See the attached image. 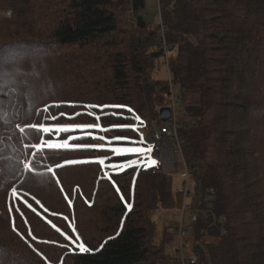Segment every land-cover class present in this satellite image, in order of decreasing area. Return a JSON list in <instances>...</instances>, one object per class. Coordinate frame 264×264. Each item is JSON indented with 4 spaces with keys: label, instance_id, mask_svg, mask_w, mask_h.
I'll return each instance as SVG.
<instances>
[{
    "label": "trees",
    "instance_id": "obj_1",
    "mask_svg": "<svg viewBox=\"0 0 264 264\" xmlns=\"http://www.w3.org/2000/svg\"><path fill=\"white\" fill-rule=\"evenodd\" d=\"M144 8L0 0V264H181L165 254L176 232L156 243L152 218L183 202L170 175L112 167L134 156L112 149L140 145L168 83L184 92L187 264H264V0H157L163 41ZM161 57L168 80L151 81ZM210 188L223 233L200 213Z\"/></svg>",
    "mask_w": 264,
    "mask_h": 264
},
{
    "label": "built area",
    "instance_id": "obj_2",
    "mask_svg": "<svg viewBox=\"0 0 264 264\" xmlns=\"http://www.w3.org/2000/svg\"><path fill=\"white\" fill-rule=\"evenodd\" d=\"M157 34L164 40L165 30L163 29L161 22L159 20V24L156 28ZM167 54V52H166ZM166 62V58H165ZM177 89L179 91V95L175 96L174 90ZM183 95L184 92L182 89L176 87L174 84H167V93L166 98L163 105L160 107L168 108L170 111L169 119L162 123L157 116L156 121L161 122V126H153L148 130L149 123L143 122L141 126L144 129L143 135V143L146 146V149L151 147V152H145L142 155H134L127 160H124L115 167L114 170H122L128 168H141L146 166L149 162L150 165L148 167L151 168L152 174L155 175H171L176 172V166L178 163L183 164V160L181 158L180 161L176 162L174 160V153L181 152L179 140H178V131L186 126V123L181 120L182 118V105H183ZM159 110V109H158ZM158 113V111H157ZM155 121V122H156ZM148 130V131H147ZM129 160L137 161L136 164L131 167L126 166ZM151 160H155V164H151ZM26 165H23L25 167ZM123 166V167H119ZM182 195V211L189 210V206L184 205L185 201L190 198L189 193V177L186 174L185 186L180 191ZM215 200L216 195L213 189H207L205 194L202 197V203L205 204V207L201 209L200 213L204 218L211 219L212 225L220 232L223 233V226L226 223V219L224 217H219L215 213ZM192 212V211H190ZM193 213V212H192ZM173 230L176 232L177 241H178V251L179 258L181 264H187L188 261L183 256V251L186 249L185 246L182 245V240L186 237H189L193 234V231L190 228H187L183 225H176L173 227Z\"/></svg>",
    "mask_w": 264,
    "mask_h": 264
},
{
    "label": "rangeland",
    "instance_id": "obj_3",
    "mask_svg": "<svg viewBox=\"0 0 264 264\" xmlns=\"http://www.w3.org/2000/svg\"><path fill=\"white\" fill-rule=\"evenodd\" d=\"M145 8L142 11V15L149 21L154 27H156L159 24V17H158V11H157V0H144ZM151 81H166L168 80V72L166 69L165 64V58L161 57L157 61V65L155 69L153 70L151 77ZM175 96L179 95V91L177 89L174 90ZM149 123L148 130L150 131V128L155 126V120L148 119ZM57 129V128H55ZM147 130V131H148ZM141 143L140 145H133V146H125V147H115V148H141L146 149V146H143V135H144V129H142L141 133ZM117 154V153H116ZM144 153H126L124 155H142ZM174 160L176 162L181 160V157L178 152L174 153ZM150 165V162L147 164ZM154 175V174H153ZM171 180V190L172 194L174 196L180 197V191L185 186V180H186V173L185 168L182 163H178L176 166V172L174 174L170 175ZM189 189L191 190V183L189 181ZM180 199V198H179ZM190 198H188L184 205L189 206ZM182 203L179 207H175L169 210L162 209L161 207L157 208L155 212L152 215L155 228L157 230L155 235V242L160 243L162 237H163V230H166V232L171 233L173 231V227L176 225H183L188 226L189 221L192 217V212L189 210L182 211ZM163 238H168L165 241V254L168 257H177L179 256L178 251V241L176 234L171 235L168 237L167 235ZM164 239V240H165ZM182 245L186 247V249L183 251L184 258L188 259L192 256L191 247L193 245V237L189 236L182 240Z\"/></svg>",
    "mask_w": 264,
    "mask_h": 264
},
{
    "label": "snow or ice",
    "instance_id": "obj_4",
    "mask_svg": "<svg viewBox=\"0 0 264 264\" xmlns=\"http://www.w3.org/2000/svg\"><path fill=\"white\" fill-rule=\"evenodd\" d=\"M137 119H139L137 117ZM31 128L36 129L37 131H43V132H50L51 129L48 127H45L42 124H32L30 125ZM71 126H58L57 127V131H69ZM75 127H80V128H85V127H92V125H76ZM98 127V125H97ZM21 131H23V129H21ZM120 138V137H118ZM102 139V138H101ZM35 147H39V145H34ZM47 146L49 148H66L68 147V142L64 141L62 144H53L51 141L47 142ZM73 147H90L89 145H74ZM92 147H96V146H92ZM151 147L147 148V149H141V148H114L112 149L113 152L117 153V154H126V153H145V152H151ZM69 163H74V161H69ZM99 163L103 164V160H100ZM137 161L135 160H129L127 162L128 167H131L132 165L136 164ZM156 161L155 160H151V164H155ZM26 167H28V165H26ZM59 167V165H58ZM112 167H118L117 165H113ZM119 167H123V166H119ZM13 194H15V190L13 192ZM37 203H39L37 201ZM29 207H31L29 205ZM53 227H55V225H53ZM57 231H59V229H57ZM66 239H70L69 237L66 236ZM77 240H79V236H77L76 238ZM79 249L81 252H88L89 249L86 248L83 243L79 244Z\"/></svg>",
    "mask_w": 264,
    "mask_h": 264
},
{
    "label": "water",
    "instance_id": "obj_5",
    "mask_svg": "<svg viewBox=\"0 0 264 264\" xmlns=\"http://www.w3.org/2000/svg\"><path fill=\"white\" fill-rule=\"evenodd\" d=\"M171 51V48L169 49ZM158 117L162 123L166 122L170 117V111L168 108H159L158 110Z\"/></svg>",
    "mask_w": 264,
    "mask_h": 264
}]
</instances>
